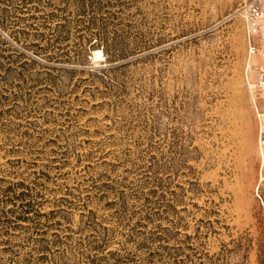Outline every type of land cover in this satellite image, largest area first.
Masks as SVG:
<instances>
[{
  "label": "rangeland",
  "instance_id": "1",
  "mask_svg": "<svg viewBox=\"0 0 264 264\" xmlns=\"http://www.w3.org/2000/svg\"><path fill=\"white\" fill-rule=\"evenodd\" d=\"M239 1L112 0L101 22L129 55L89 52L104 83L72 63L54 82L23 79L60 64L33 52L36 29L0 25L11 55L0 58V208L13 210L0 222V264H85L102 226L109 249L133 238L178 248L166 264H258L264 155L250 90L264 57H248ZM20 183L26 220L15 217Z\"/></svg>",
  "mask_w": 264,
  "mask_h": 264
},
{
  "label": "trees",
  "instance_id": "2",
  "mask_svg": "<svg viewBox=\"0 0 264 264\" xmlns=\"http://www.w3.org/2000/svg\"><path fill=\"white\" fill-rule=\"evenodd\" d=\"M0 3L3 4L0 7L1 27L8 29L19 26L17 30L22 35L28 33L25 27L36 29L38 32H35V36L38 41L31 43L36 47L33 52L36 55L45 54L50 60L54 59L60 64L53 66L57 71H60L57 75L52 76L50 73H46L49 76L39 77V72L28 73L23 77L25 80L28 77L37 82L43 79L54 82L58 76H63L65 72L77 71L76 68L68 69L65 65V63H72L74 65L85 64L87 69H80V71L88 72L90 80L98 79L104 83L108 76L107 70L106 68L92 67L89 52L93 49L96 57L103 58L105 56L104 61L106 62L120 61L129 55L128 52L116 47L113 38L110 40L107 36L106 25L101 22L100 14L105 7L107 10L109 6L113 5L112 0H57L56 2L53 0H0ZM18 12H27L28 15L22 16ZM26 20H30V22H26ZM42 42L43 45H41ZM4 50L5 48L1 44L0 58L5 56L11 59V55L1 53ZM31 62H37V60L32 58ZM21 67L25 73L26 70H29L28 62L24 60ZM113 68L110 66L109 69ZM104 184L107 185V183ZM21 186L20 191L14 192L12 197L19 201L21 207L15 217L26 220V214L32 210L33 203L27 196L28 192L23 189V185ZM11 190L12 185H8L4 192ZM7 212H13V210L10 207L7 210L4 207L0 208V222H8ZM50 212L54 213V210L52 209ZM85 224L88 228L94 229L100 226L95 220V213L92 210L86 214ZM107 230L105 226H102L98 237L93 240L95 243L84 257L85 264H166L168 262L166 257L175 258L174 253L178 250V248H173V251L170 252L167 245L152 248L149 238L140 241L135 238L130 239L133 240L131 246L127 245V241H122L120 247L109 249L110 238ZM40 248L42 253L38 255V258L43 259L48 243L40 244ZM258 264H264L263 245H259Z\"/></svg>",
  "mask_w": 264,
  "mask_h": 264
},
{
  "label": "built area",
  "instance_id": "3",
  "mask_svg": "<svg viewBox=\"0 0 264 264\" xmlns=\"http://www.w3.org/2000/svg\"><path fill=\"white\" fill-rule=\"evenodd\" d=\"M233 15L240 17L245 27L248 57H264V49L256 39L264 37V0H240ZM260 38V39H259ZM249 63L247 67H249ZM256 78L250 90L253 111L258 119L257 143L261 156L264 155V61L255 65Z\"/></svg>",
  "mask_w": 264,
  "mask_h": 264
}]
</instances>
